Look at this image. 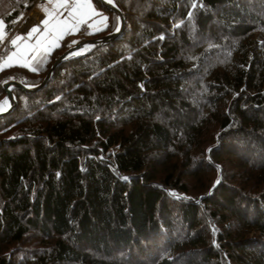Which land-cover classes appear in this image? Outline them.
<instances>
[{
	"label": "trees",
	"instance_id": "trees-1",
	"mask_svg": "<svg viewBox=\"0 0 264 264\" xmlns=\"http://www.w3.org/2000/svg\"><path fill=\"white\" fill-rule=\"evenodd\" d=\"M36 2L0 0L5 28ZM112 2L121 37L0 118V264H264V0ZM104 10L38 71L0 69V100L112 33Z\"/></svg>",
	"mask_w": 264,
	"mask_h": 264
},
{
	"label": "snow or ice",
	"instance_id": "snow-or-ice-1",
	"mask_svg": "<svg viewBox=\"0 0 264 264\" xmlns=\"http://www.w3.org/2000/svg\"><path fill=\"white\" fill-rule=\"evenodd\" d=\"M47 2L52 4V8H43V11L46 13L45 18L39 24L25 29L23 35H17L10 41L15 51L10 52L6 57L0 58L4 60V63L0 64V68H3L5 65L10 66L9 62L16 61L21 63V66L30 68L33 72L38 71L39 69L33 66L34 63L43 66L52 50L59 47V41L65 35L78 31L82 24L87 23L96 14L92 0H47ZM99 2L111 3V0H99ZM189 17H191V12H189ZM15 22L13 21V23ZM88 26L91 28L94 25L89 24ZM3 27V23L0 22V43H3L6 38ZM117 31H119V28H117ZM76 43V41H73V44ZM92 46L91 44H86L83 48L71 52L64 59L79 56ZM71 47L72 45H69V48ZM56 99L58 100L60 97ZM4 104H8L7 99L4 101Z\"/></svg>",
	"mask_w": 264,
	"mask_h": 264
},
{
	"label": "water",
	"instance_id": "water-1",
	"mask_svg": "<svg viewBox=\"0 0 264 264\" xmlns=\"http://www.w3.org/2000/svg\"><path fill=\"white\" fill-rule=\"evenodd\" d=\"M111 3H112V1H111ZM101 4H102V6H105L109 11H111L117 15L118 24H117L116 29L112 33L106 34L100 38L81 41V42L77 43L75 46H73L72 48H69L68 50H66L58 58H56L55 62L52 64V66L49 68L48 72L46 73L42 83L37 85V86H28V85H23L21 83H15V82H10V83L5 84L3 87L5 95L0 100V108H1L2 102L6 98H9L11 103L7 109L0 110V118L7 115L8 113H10L15 106V98L12 94V90L14 88H20L25 92H35L47 84V82L49 81L55 67L57 65H59L62 61L66 60V59H64V57L68 56L71 52L77 51V50L83 48L84 45H86V44L93 45L89 50L84 52V54H87L90 50H92L96 47L102 46L104 44H107L111 41L117 40L118 38L121 37L123 30H124V27H125V16H124V14L120 11L119 8L115 7L113 4H109L107 2L101 3ZM117 28H119V31H117ZM84 54H82V55H84Z\"/></svg>",
	"mask_w": 264,
	"mask_h": 264
},
{
	"label": "crops",
	"instance_id": "crops-1",
	"mask_svg": "<svg viewBox=\"0 0 264 264\" xmlns=\"http://www.w3.org/2000/svg\"><path fill=\"white\" fill-rule=\"evenodd\" d=\"M97 0H92V3H93V6H94V8H95V11H96V14H94L93 16H92V18L91 19H89L88 20V22L87 23H85V24H82L80 27H82V26H85V28H87V30L90 32V33H96V32H99V31H101L102 29H104L105 27H106V25H107V23H108V14H107V12L102 8L103 6L100 4V2L99 1H97ZM44 7H47V8H49V9H51L52 8V4H49L48 2H47V0H39V2H37L36 4H35V7L33 8V10H31L29 13H28V16H27V18H26V20L24 21V23L21 25V27H20V29L15 33V34H21V35H23L24 34V32H25V29H27V28H30L31 26H33V25H37V24H39L40 23V21L43 19V18H45V16H46V13L43 11V8ZM65 15H67V13H65ZM62 19H63V17H61ZM89 24H93L94 26L93 27H91V28H89ZM7 30V29H6ZM41 30H43L42 28H41ZM77 31H75V32H72V33H70V34H74V33H76ZM70 34H68V35H70ZM68 35H65L64 37H63V39H65ZM13 36V35H12ZM11 36V37H12ZM63 39H61L60 41H59V45H60V42L63 40ZM31 43V42H30ZM6 45H7V47H9L10 48V50L9 51H15V48H13L12 47V45L10 44V41L8 40L7 41V43H6ZM57 48V47H56ZM56 48H54V49H56ZM53 49V50H54ZM52 50V51H53ZM13 65H10V66H15V64L14 63H12ZM9 66V67H10ZM5 68H7V67H5Z\"/></svg>",
	"mask_w": 264,
	"mask_h": 264
},
{
	"label": "rangeland",
	"instance_id": "rangeland-1",
	"mask_svg": "<svg viewBox=\"0 0 264 264\" xmlns=\"http://www.w3.org/2000/svg\"><path fill=\"white\" fill-rule=\"evenodd\" d=\"M37 2H39V0H37ZM36 2V3H37ZM34 7H35V5H34ZM33 7V8H34ZM105 7V6H104ZM104 7H102V8H104ZM33 8H32V10H33ZM104 9H106V10H108L106 7L104 8ZM27 16H28V14L24 17V19H23V21L21 22V24H23L24 23V21L26 20V18H27ZM0 22H2L3 23V32H4V35H5V39H4V41H3V43H2V45H4L5 43H7V41L9 40V41H11L13 38H15L17 35H21V34H14L12 37H9V34L7 33V31H6V28H5V25H4V22L2 21V20H0ZM77 44V43H76ZM75 44V45H76ZM74 46V45H73ZM2 50V49H1ZM11 51H9L7 54H5L4 55V57H6L9 53H10ZM4 63V60L3 59H0V64H3ZM12 63H14L15 64V66H21V63H18V62H16V61H11V62H9V64L10 65H13ZM34 66V65H33ZM5 67H9L8 65H5L3 68H5ZM3 68H0V69H3ZM28 68V67H27ZM8 105V104H7ZM6 105V106H7ZM228 168V167H227ZM229 169V168H228ZM230 169H232V168H230ZM233 170H235V168H233ZM209 177H211V174L209 175Z\"/></svg>",
	"mask_w": 264,
	"mask_h": 264
},
{
	"label": "bare ground",
	"instance_id": "bare-ground-1",
	"mask_svg": "<svg viewBox=\"0 0 264 264\" xmlns=\"http://www.w3.org/2000/svg\"><path fill=\"white\" fill-rule=\"evenodd\" d=\"M111 4V3H110ZM7 99V101H8V105L6 106L5 104H4V101ZM3 102H2V105H1V108L0 109H2V110H4V109H7L8 107H9V105H10V100H9V98H6Z\"/></svg>",
	"mask_w": 264,
	"mask_h": 264
},
{
	"label": "built area",
	"instance_id": "built-area-1",
	"mask_svg": "<svg viewBox=\"0 0 264 264\" xmlns=\"http://www.w3.org/2000/svg\"><path fill=\"white\" fill-rule=\"evenodd\" d=\"M15 31H16L15 29L10 30L9 31L10 35H13L15 33Z\"/></svg>",
	"mask_w": 264,
	"mask_h": 264
},
{
	"label": "clouds",
	"instance_id": "clouds-1",
	"mask_svg": "<svg viewBox=\"0 0 264 264\" xmlns=\"http://www.w3.org/2000/svg\"><path fill=\"white\" fill-rule=\"evenodd\" d=\"M97 1H99V0H97ZM112 1V0H111ZM101 4V3H100ZM110 4V3H109ZM111 4H113V2L111 3ZM102 5V4H101ZM104 7V6H103ZM105 8V7H104ZM109 11V10H108ZM79 43V42H78ZM75 46V45H74ZM73 47V46H72ZM71 47V48H72ZM68 50V49H67ZM85 52V51H84ZM84 52L83 53H81L80 55H82V54H84Z\"/></svg>",
	"mask_w": 264,
	"mask_h": 264
}]
</instances>
